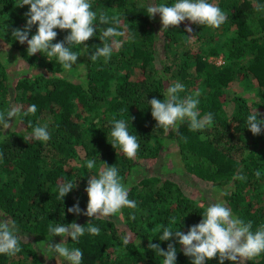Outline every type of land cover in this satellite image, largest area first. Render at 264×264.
I'll list each match as a JSON object with an SVG mask.
<instances>
[{
  "label": "trees",
  "instance_id": "trees-1",
  "mask_svg": "<svg viewBox=\"0 0 264 264\" xmlns=\"http://www.w3.org/2000/svg\"><path fill=\"white\" fill-rule=\"evenodd\" d=\"M88 2L97 13V32L81 46L87 47L84 53L80 46H72L81 56L66 71L55 57L43 53L28 56L27 43L22 45L12 36L13 30L24 28L30 6L0 0V39L20 55L28 70H40L11 74L5 62L14 54L0 50V112L10 106L22 109L21 117L12 121L16 128L0 125V219L14 220L22 236L21 252L14 257L0 254V264H50L40 244L49 236V222H79L81 215L67 209L79 202L86 211L85 188L89 176L98 175L101 162L119 169L128 198L137 207L121 210V225L110 218L87 216L78 223L86 226L92 221L100 229L95 236L85 232L77 242L68 238L69 248L83 252L81 264H163V257L148 247L149 241L165 250L173 243L176 264H191L174 238L159 240L161 226L187 233L210 205L188 195L172 178L146 175L131 183L135 171L145 170L140 161L158 159L170 144L177 146L175 155L188 174L224 187V199L233 215L251 222L255 232L264 225V131L253 136L246 121L254 110L260 113L257 119H264V10L255 9L264 0H208L227 19L219 28L192 24L196 50L181 24L161 31L159 14L148 17L149 5L171 6L176 0ZM100 13L109 18L108 24L99 23ZM113 17L119 25L112 22ZM37 27H32L29 38ZM107 27H118L124 33L113 38L119 46H114L107 63L103 58L91 62L86 54L102 46L99 37ZM55 31L53 43L68 34ZM219 56L224 64L209 60ZM176 81L185 88L181 98L192 95L199 99L201 117L212 114L211 126L190 131L185 120L177 122L179 132L156 128L148 101L153 97L163 100L167 86ZM234 81L252 83L258 89L257 99L250 103L241 95L229 96ZM227 98L234 105L231 113ZM33 104L37 112L24 116ZM113 119L126 121L129 133L138 136L140 147L134 159H128L119 146L112 147ZM30 124L47 125L50 140L25 139L32 131ZM80 149L84 151L81 159ZM88 160L95 161L92 169L86 166ZM241 175L246 179H235ZM66 182L77 187L58 199L59 185ZM170 218H175V224L170 225ZM57 239L61 238L53 237L51 242L59 243ZM59 259L60 264H67ZM206 264H219V259ZM245 264H264V253Z\"/></svg>",
  "mask_w": 264,
  "mask_h": 264
},
{
  "label": "clouds",
  "instance_id": "clouds-1",
  "mask_svg": "<svg viewBox=\"0 0 264 264\" xmlns=\"http://www.w3.org/2000/svg\"><path fill=\"white\" fill-rule=\"evenodd\" d=\"M19 7L30 6L25 13L26 24L23 29H15L12 36L20 44L27 43V54L33 56L43 53L46 57H55L57 62L66 71L73 69L79 54L71 50L72 46L84 45L97 32L95 21L97 13L91 10L88 0H18ZM256 11L264 10V5L256 4ZM148 17L160 16L162 30L170 27H177L184 21L191 24L204 25L211 28H219L227 19L226 14L216 5L208 0H176L171 6L164 4L149 5L147 8ZM109 18L99 14V23L108 24ZM112 22L119 25L115 17ZM37 25L36 33L29 38L32 27ZM67 31L63 41L53 43L57 37V31ZM185 31L192 32L191 27ZM124 33L118 27H107L102 30L99 40L102 46L96 47L95 51L88 55L91 62L103 58L104 62L111 58L114 46L119 43L115 37H121ZM193 38V37H192ZM192 38H188L189 40ZM87 47L81 48L84 53ZM184 85L176 81L167 86L163 100L153 97L148 104L151 108V116L157 122L156 128H163L165 132H179V122L188 121L190 131H200L213 123L212 114L201 117L198 110L199 99L192 95L184 98L180 93L184 92ZM37 106L30 105L24 116L35 114ZM22 109L19 106H10L6 112H0V125L4 128L11 126L10 122L19 119ZM260 115L256 110L247 117L246 127L253 136L260 135L264 131V119H257ZM29 137L35 141L47 142L50 140V133L47 125L32 126ZM110 135L112 147H120L122 153L128 159H134L140 147L138 136L128 131V125L123 119L112 121ZM203 139V137H201ZM95 161L88 160V169L94 167ZM98 175L89 176L85 192L88 196L86 211H82L79 202L68 208L70 214L84 215L89 218L111 217L121 212L123 208L135 209L137 204L128 198L129 190L122 183L119 176V169L114 166H107L101 162ZM257 179L260 178V171L255 172ZM235 179H246L244 176H237ZM77 187L76 183L66 182L59 185L58 199L66 197L70 191ZM175 218H170V225L175 224ZM162 235L160 241L175 240L182 247L183 254L191 258V264H206L214 258L219 259V264H241V261H250L264 253V225H261L255 232L252 231V223L245 222L233 215L226 202L220 201L211 204L206 208L201 221L189 227L187 233L181 230L173 231L171 226H161ZM49 236L40 243L43 244L49 254H55L63 258L67 264H81L83 252L79 248H69L68 238L77 242L85 232L95 236L99 235L100 229L92 224L81 226L73 221L70 224L49 222ZM53 237H60L59 243L51 242ZM28 240V236L23 237ZM22 236L18 232L17 224L11 219H0V254L14 257L21 252ZM124 245L129 239H123ZM141 241H139L140 245ZM148 247L163 257V264H176L177 249L173 243H168L167 249H162L159 244L149 241Z\"/></svg>",
  "mask_w": 264,
  "mask_h": 264
},
{
  "label": "rangeland",
  "instance_id": "rangeland-1",
  "mask_svg": "<svg viewBox=\"0 0 264 264\" xmlns=\"http://www.w3.org/2000/svg\"><path fill=\"white\" fill-rule=\"evenodd\" d=\"M181 25L186 28V27H191L192 24L189 21H184L181 23ZM186 32V31H185ZM186 34L192 38V32ZM194 37L190 39V43H192V48L194 50L197 49V46L195 45L196 43H193ZM0 50L6 51L8 50V54H14L13 56H10L9 58L6 59V65H8V70L10 71L11 74H18L21 72H35L37 73L38 69L35 70H28L27 66L23 63V59H21L20 55L17 53L14 49L8 48L5 42H3L0 39ZM159 50L161 53H163V48L162 46L159 47ZM255 84V83H254ZM252 83H245V82H238L234 81L230 84L227 93L229 96H234V95H241L249 100L250 103H253L257 99V88L251 86ZM251 86V87H250ZM226 105H227V111L229 113L232 112L233 110V102L226 99ZM11 126L16 128V125L10 122ZM3 126V125H2ZM4 128V127H3ZM5 129V128H4ZM177 151V146L174 144H170L165 150L163 151L161 157L155 160H142L140 161V164L143 168L138 169L135 171L134 174H132L131 177V183H135L138 179H140L143 176L146 175H161L164 177L172 178L176 181H178L181 186L183 187L184 191L202 201L205 202L206 204H214L220 201H225L224 199V187H220L219 185L204 181L199 179L198 177L188 174L184 169H183V164L178 160L176 157L175 153ZM84 157V151L80 149V159ZM80 164V161L77 162ZM226 206L228 207V204L226 203ZM229 208V207H228ZM86 218V216L81 215L79 222L83 221ZM112 220H114L117 224L122 223L120 214L113 215L111 217H107ZM58 242H60L61 239H57ZM44 247L43 244H41ZM47 255V261L50 264H60V259L59 257L55 256L54 254H49L47 251L45 253ZM241 264H245V261H241Z\"/></svg>",
  "mask_w": 264,
  "mask_h": 264
},
{
  "label": "built area",
  "instance_id": "built-area-1",
  "mask_svg": "<svg viewBox=\"0 0 264 264\" xmlns=\"http://www.w3.org/2000/svg\"><path fill=\"white\" fill-rule=\"evenodd\" d=\"M209 60L217 63L218 65H221V64H224L225 63V60H224L223 56L210 57Z\"/></svg>",
  "mask_w": 264,
  "mask_h": 264
}]
</instances>
